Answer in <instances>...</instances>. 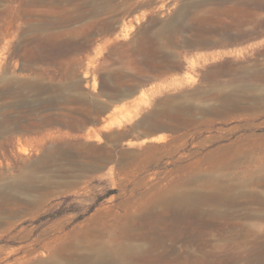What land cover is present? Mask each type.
Here are the masks:
<instances>
[{
    "label": "rangeland",
    "instance_id": "obj_1",
    "mask_svg": "<svg viewBox=\"0 0 264 264\" xmlns=\"http://www.w3.org/2000/svg\"><path fill=\"white\" fill-rule=\"evenodd\" d=\"M151 228L157 264L264 253V0H0V264Z\"/></svg>",
    "mask_w": 264,
    "mask_h": 264
},
{
    "label": "bare ground",
    "instance_id": "obj_2",
    "mask_svg": "<svg viewBox=\"0 0 264 264\" xmlns=\"http://www.w3.org/2000/svg\"><path fill=\"white\" fill-rule=\"evenodd\" d=\"M249 15H253V12H249ZM225 189L226 190L224 192L217 189L216 192H212L211 194L206 196L186 194L179 195L178 197H172L169 198L170 204L167 203L164 207L167 210H172L174 212H178V209L181 208V211H184L183 213L186 218H191L197 211L201 209V203H203L207 198L208 201L211 200V202H213L217 206L224 201L233 203V199H235V197H233L232 194L235 188L226 187ZM138 236L143 237L145 240H147V242L149 241L147 248H143V245H136L132 242L137 238V236L132 235L131 233H125L123 234V238H125V241H121L113 245L112 247H110V245L99 247L94 251V257L86 261L87 264H140L142 262L144 263L145 261L150 262V260L151 262H155L157 264L160 261L168 260V252L172 246H167V240L165 236H162L152 228L148 229V233H140L138 234ZM258 251H255V255ZM200 254L201 255L197 257L194 254H188L186 259L190 264H211L209 262V258H211V255L205 252L204 248H200ZM108 255H110L111 258L107 260L105 257ZM177 259H179V256L173 258V260ZM255 261L257 262V264H264V253L260 254V257L256 256ZM222 262L231 264V262L225 260H222ZM51 264L57 263L53 262Z\"/></svg>",
    "mask_w": 264,
    "mask_h": 264
}]
</instances>
